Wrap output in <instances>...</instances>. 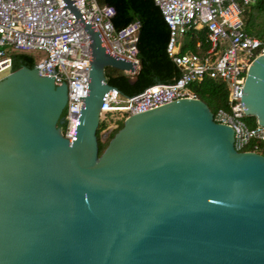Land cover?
<instances>
[{"label":"water","instance_id":"water-1","mask_svg":"<svg viewBox=\"0 0 264 264\" xmlns=\"http://www.w3.org/2000/svg\"><path fill=\"white\" fill-rule=\"evenodd\" d=\"M88 36V77L72 140L66 85L19 66L0 79V264H264V155L233 147L200 99L125 117L98 154L104 69L134 71ZM240 107L264 126V55Z\"/></svg>","mask_w":264,"mask_h":264},{"label":"built area","instance_id":"built-area-1","mask_svg":"<svg viewBox=\"0 0 264 264\" xmlns=\"http://www.w3.org/2000/svg\"><path fill=\"white\" fill-rule=\"evenodd\" d=\"M254 0H153L168 28L165 52L180 75L170 82L155 83L132 96H121L108 89L99 106V119L108 112L121 118L182 99H197L190 88L204 77L219 80L227 91L226 109L212 114L216 123L233 131L236 151L264 150V126L248 127L242 118L240 97L249 62L264 44L243 30V6ZM77 10L93 24L110 54L135 63L138 69L136 40L140 23L133 20L115 29L112 6L98 0H72ZM203 29V49L197 31ZM192 31L196 51H180L179 37ZM33 56L38 75L51 77L55 85H66V103L60 133L72 140L88 77V36L63 0H0V73L11 71V55ZM125 71V70H124ZM115 127L107 126V130ZM106 130H103L105 136Z\"/></svg>","mask_w":264,"mask_h":264},{"label":"trees","instance_id":"trees-1","mask_svg":"<svg viewBox=\"0 0 264 264\" xmlns=\"http://www.w3.org/2000/svg\"><path fill=\"white\" fill-rule=\"evenodd\" d=\"M112 6L114 15L111 18L112 25L118 29L127 23L138 20L140 23L136 40V57L138 69L130 77L122 73H109L104 69L105 80L116 88L121 96H132L145 87L155 83H166L180 75V70L165 52L168 39V28L164 22L157 5L153 0H98ZM243 30L257 37L264 44V0H254L243 6L242 11ZM188 42L180 47V51H196L195 36L192 31L188 32ZM197 38L201 40L202 48L206 47L204 31H197ZM33 56L27 53H14L11 55V70L19 66L32 67ZM190 88L196 93L198 99L202 100L213 113L216 109H226L227 91L222 82L209 77H204L198 82H193ZM64 109L62 111V117ZM109 117V118H108ZM115 127L107 130L110 122ZM123 118L115 113H105L98 121L95 136L98 154L103 150L107 141L114 132L121 127ZM63 124L61 125V127ZM103 130H106L103 136ZM264 155V150L259 151Z\"/></svg>","mask_w":264,"mask_h":264},{"label":"rangeland","instance_id":"rangeland-1","mask_svg":"<svg viewBox=\"0 0 264 264\" xmlns=\"http://www.w3.org/2000/svg\"><path fill=\"white\" fill-rule=\"evenodd\" d=\"M178 41H181L182 44L184 43H187L188 42V37L186 35L182 36V37H179L178 38ZM105 71L106 72H109V73H122V74H126L127 75V72L124 71V70H119V69H115V68H112V67H106L105 68ZM8 73V71H3L0 73V79L2 77H4L6 74ZM109 118V117H108ZM242 121L248 126V127H252L253 125H255V118L253 116H250V115H245L243 116L242 118ZM110 124L112 125L113 123H111V121H109Z\"/></svg>","mask_w":264,"mask_h":264},{"label":"flooded vegetation","instance_id":"flooded-vegetation-1","mask_svg":"<svg viewBox=\"0 0 264 264\" xmlns=\"http://www.w3.org/2000/svg\"><path fill=\"white\" fill-rule=\"evenodd\" d=\"M63 124V120L61 121V123H60V125H59V127L61 128V125Z\"/></svg>","mask_w":264,"mask_h":264}]
</instances>
